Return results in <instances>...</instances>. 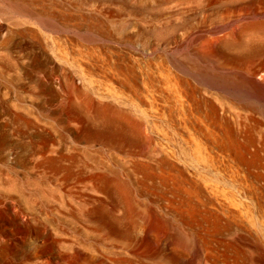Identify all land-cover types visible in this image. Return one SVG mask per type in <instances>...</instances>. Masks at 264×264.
I'll return each instance as SVG.
<instances>
[{"label": "rangeland", "instance_id": "obj_1", "mask_svg": "<svg viewBox=\"0 0 264 264\" xmlns=\"http://www.w3.org/2000/svg\"><path fill=\"white\" fill-rule=\"evenodd\" d=\"M119 1L0 0V242L12 227L20 226L15 235L21 237L32 209L41 208L52 239L58 226L80 245L79 252H66L51 239L52 255L41 238L23 243L16 237V257L45 254L48 264H198L199 240L179 234V227L212 222L206 213L215 194H239L252 185L264 195L262 181L232 173L225 157L196 160L197 135L178 125L183 115L197 119L195 99L228 108L237 94L262 96L254 105L264 120V88L255 85L261 72L250 78L248 63L229 56L214 62L199 49L222 47V36L264 19V12L245 8L217 27L204 6L187 5L180 13L171 2ZM116 55L131 66V77L113 75L108 59ZM160 93L169 97L161 107L154 102ZM122 109L137 131L113 122L112 112ZM201 148L209 157V148ZM164 158L179 170L162 164ZM10 179L21 188L7 186ZM246 220L220 214L235 227ZM257 230L264 249V230ZM243 238L235 244L239 256L262 264V250ZM10 246L0 249V264H20L10 260Z\"/></svg>", "mask_w": 264, "mask_h": 264}, {"label": "bare ground", "instance_id": "obj_2", "mask_svg": "<svg viewBox=\"0 0 264 264\" xmlns=\"http://www.w3.org/2000/svg\"><path fill=\"white\" fill-rule=\"evenodd\" d=\"M97 1L98 2L100 1L102 4H105L109 0H97ZM120 1L123 2L126 0H120ZM134 1H136L137 4L139 2L140 3H143V2L144 3H146V2H159L160 3L161 1L162 2L175 3V5H177V7H178L177 11L180 13L182 12V10L184 8L186 9L188 7L187 5L195 4V5H199V6H204V9H207V10L209 9V11L211 10L210 11L211 14L215 16V17H210V18H213V21L215 22V24L217 23L216 24V25H218L217 27H224L225 25H227L233 18L231 13H236L238 11H242V9H245V8H251L258 13L264 12V0H134ZM101 3H100V5H101ZM204 9L202 8L201 11H203ZM100 10H102V9L100 8L99 11ZM103 10L105 11V9H103ZM234 18H236V17L234 16ZM242 23H244V22H242ZM240 25H241L240 29L237 31L235 30L236 31L235 33L229 34V36L227 38L224 37L225 35L222 36L223 37V39H221L222 44H223L222 47H219V48L214 49V50L210 49V50L206 51L204 46H203L204 44L203 45L201 44L202 46L200 48L199 47L198 48L199 49L202 48V50H201L202 53L198 50L197 51L200 52V56L203 54L202 55L203 57H205V58L207 57L208 60H212L214 62H218L222 58H228L229 59V57H230L231 61L232 60L239 61V62L243 61L245 63H248V65H247L248 67L246 68V73L249 75V77L251 76L250 78H254L253 76L255 74H258V72H261L259 75L261 80L257 81L255 85H257L258 87L264 88V19H259L258 21L256 20L255 22H251V23L248 22L247 24L244 23L243 25L242 24H240ZM231 32H233V31H231ZM204 43L207 44L206 42H204ZM210 45H211V43H210ZM199 46H200V44H199ZM123 58L116 55V57H114V58L110 57L108 59V66H112V68L114 69L113 75H115L118 78H120L121 76L122 77H125V76L131 77V75H132V74H130L131 73V66H129L128 63ZM106 65H107V63H106ZM252 97L246 98V96L243 97L241 94H237L235 97H231L230 99L228 98L229 99L228 100L229 104H227L228 108H225V107L220 108L217 105L213 104L211 101H208L204 98L203 99H195V104H196L195 109L197 111L199 110L200 116L198 115L197 119L194 121L191 120L190 117L187 115H183L182 117L180 116L178 125L182 126L183 128L189 127V129L190 128L193 129L194 134L197 135L196 139H199V141L197 140L198 142H196V146H195V147H197V150H196L197 155H196L195 151H194V155H193L194 157L196 155V158H195L196 160L202 161L203 164H205V163L209 162V160H208V162L206 161L207 158L208 159L211 158L212 160H216V159L218 160L219 159V161L221 159L222 160L225 159L229 162L228 164L231 167V172L233 171L237 175H238V173L239 174L241 173L242 175H245V174L251 175L256 180L262 181L263 187H264V144L262 147V146H258L256 143V138L258 137L257 133L259 134V137H263V139H264V120L262 118L258 119V117L256 116V115H258L257 114L258 110H257L256 106L254 105V103H257V102L261 103V100H262L261 97L262 96L257 97V98H252ZM160 100L163 101V103H169V97L167 95H164L163 93H160V96H158L154 99V102H156L158 104V106L160 104L159 107H161V104H162ZM262 105L264 106L263 101H262ZM102 109H101V111H102ZM105 109H103V111ZM156 110H158V109H156ZM189 110H190V107H189ZM190 113H191V110L189 111V114ZM260 113H261V116L264 117V113L261 111H260ZM112 117H113L112 118L113 122L114 123L116 122V125H117V123H122L120 125H123V124H125L126 126L129 125L130 128L133 127L136 131L140 128L138 126V124L133 121V119L130 117V115L127 114L123 109L117 110V111L114 110L112 112ZM100 120H101V118H100ZM106 123H107V121H106ZM137 127H139V128H137ZM120 129H121V127H120ZM194 136L192 135V137H194ZM196 139H194V140H196ZM202 141L204 144H201ZM202 145H206V147H208L209 150L211 151L209 157L206 156V154L202 152V148H201ZM199 147L201 149H199ZM166 156H168L167 158L169 159L170 155H166ZM166 156H163V157H166ZM167 158L166 159L164 158V161L165 160L166 161L163 162L162 164L169 165L174 170H179L178 163L176 164V163L170 162V160L167 161ZM194 160H192V161H194ZM171 161H172V159H171ZM159 162H160V160H159ZM223 162L225 163L226 161H223ZM194 163H197V161ZM197 164L199 165V163H197ZM193 165H195V164H193ZM141 166L142 165H140V167ZM143 166H145V165L143 164ZM180 167H182V166H180ZM182 168H184V165ZM195 168H196V166H195ZM142 169H144V168H142ZM182 171H183V169H182ZM184 171H186L185 168H184ZM177 172H179V171H177ZM181 173H184V172H181ZM183 179H185V178H183ZM17 183L18 182H16V184ZM16 184L11 180V181H8L6 185L12 187V189L16 188L18 190L20 185L17 188ZM10 187H9V189H11ZM251 187H253V186L252 185H246L244 192L239 193V194H234V193L229 194V195H227V194H225V195L215 194V197H213V198L210 197L209 198L210 208H208V212L206 214H208V217L210 216L213 219L212 222H210V223L208 222L206 225L197 223L198 225H196L195 227L193 225L192 226L189 225V227H185L188 224L184 225V227H183V225L182 226L180 225L181 227H179V230L181 233H179V234H183V236H185L186 238H187V236H190L191 238L192 237L194 238L196 236L195 239L199 240V244L196 245L197 250H198V254H199L198 258H200V260H199L200 262L198 261V264L199 263L200 264H245V262H247V261L249 262V260H251V259H248L247 261H245V258H247V257L244 258V257H242V255L240 257L239 253L237 252L236 247H235L236 242H240V243L245 242L243 236H245L246 238L252 239L251 243L253 245H256V247H258L260 250H262L263 258H264V249L261 247V239L258 238L259 236L257 234L259 232L257 229L264 230V195L259 194L257 191H255L254 187L253 188H251ZM12 189H11V191H12ZM16 189H15V191L17 192ZM97 190H98V188H97ZM15 191H13V192H15ZM18 193H19V191H18ZM18 193H16L17 196L21 193V196L26 197L25 194H23L21 191L19 194ZM207 194H208V192H207ZM21 196H19V197H21ZM205 197H207V196H205ZM10 199H11V197H10ZM24 199L28 200V199H30V197H27ZM30 200H32V198ZM1 202H0V204H1ZM25 202H27V201H25ZM5 204H7V203H5ZM30 206H32V205L28 204L26 208H29ZM33 207L37 208V206H35V205H33ZM28 210H30V208ZM32 210H33V211H31L32 216L29 217V218H31V220L28 219L31 221L30 225L26 226L24 228L21 227L22 229L19 230V232L22 231V232H20L21 234L18 233L21 237H19L18 235H15L17 233L16 231L20 228V226H19V228L17 227L18 229H16V227H15L16 231L12 230L13 227H12V229L10 228L11 231L6 230L7 232L4 234V237H2V238H4V240L1 239L2 240L0 242V249L1 250L5 249V247L7 246L8 243H11L10 247L12 248L11 250H13V251H12V254H11L12 257L10 258V260L12 262L17 261V259L20 258V260H21L20 264H43L42 263L43 260L41 259L42 256H40V258L38 259V258H36L37 254L36 255L34 254L35 258H32L29 255H23L22 257H16V254L18 253V249L15 248V247H17L16 237H19L18 239L23 241V243L30 242L28 236L32 237V238H30L31 240H33V238H34V240L37 238H41L40 244L42 247L44 246L43 247L44 249H45V247H46V250L49 249L51 251V252L49 251L51 254H52L51 248L53 247V245H54L53 249H55V244H51V239H52L51 236L52 235L49 232L50 231L49 230L50 229L49 228V224H50L49 218L50 217L48 218L47 211H45V209H41V208L38 210H35V209H32ZM220 214L222 216H225L230 221L241 218L245 215L246 218L248 219L246 221L249 223L238 225V227H235L229 223H222L220 221ZM253 219H254V222L256 221V223L253 222ZM205 221H207V220H205ZM16 223H15V225H18ZM25 223H26V221H25ZM22 224L23 223H21V225ZM15 225H13V226H15ZM26 225H27V223H26ZM253 225H254V229L252 228ZM158 226H157V228H158ZM57 227H56V229L53 228L56 231L55 234L57 237L55 239H52V240H55V243H57L58 246L66 252H67V250H71V252H74V250L76 251L77 249H79V246H80V245L78 246L79 241H73L72 242V240L70 241V240L66 239V237H65L66 234L63 235L64 234L63 233L61 235L59 233L60 228H57ZM146 228H143V229L145 230ZM157 228L155 227L153 229H157ZM62 229L64 230V228H62ZM150 230H151V228H150ZM166 231H167V229H166ZM177 233H178V231H177ZM170 234H171V232H170ZM76 235L74 236V239H75ZM246 235H248V236H246ZM164 237L165 236H163L162 241L163 240L166 241V239H164ZM71 238H69V239H71ZM191 238H189V239H191ZM79 240H81V239L79 238ZM193 241H195V240H193ZM167 242H168V240H167ZM195 242L198 243L197 240ZM80 243H81V241H80ZM17 244H18V242H17ZM237 244L239 245V243H237ZM240 245L243 246V244H240ZM14 248L16 249V252H15ZM72 249H73V251H72ZM39 251H40V253H42L43 249H41ZM64 251H62V252L65 255ZM164 251H166V250H164ZM46 252H48V251H46ZM33 253H34V251H33ZM51 254H49V255L52 256L54 253L52 255ZM73 254L75 255V257L78 255V254L76 255L75 253H73ZM21 255H22V253H21ZM39 255H41V254H39ZM42 255H43V253H42ZM66 255H68V254L66 253ZM44 256H45V254H44ZM62 256L60 255V257H62ZM52 257L55 258V256H52ZM66 257H64V258H66ZM64 258H63V260H64ZM45 259H44V261H45ZM50 259L51 258L48 259L49 262H50ZM56 259H59V258H56ZM59 261H61V259H59L58 262ZM52 262L53 261H51V263ZM46 264H48V263L46 262ZM262 264H264V259L262 260Z\"/></svg>", "mask_w": 264, "mask_h": 264}]
</instances>
